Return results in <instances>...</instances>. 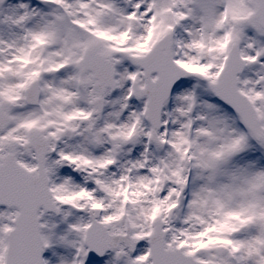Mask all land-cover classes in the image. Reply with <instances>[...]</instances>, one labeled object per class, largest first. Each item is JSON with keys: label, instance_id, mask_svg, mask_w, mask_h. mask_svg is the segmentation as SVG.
Returning <instances> with one entry per match:
<instances>
[{"label": "snow or ice", "instance_id": "1", "mask_svg": "<svg viewBox=\"0 0 264 264\" xmlns=\"http://www.w3.org/2000/svg\"><path fill=\"white\" fill-rule=\"evenodd\" d=\"M56 246L264 264V0H0V264Z\"/></svg>", "mask_w": 264, "mask_h": 264}, {"label": "rangeland", "instance_id": "2", "mask_svg": "<svg viewBox=\"0 0 264 264\" xmlns=\"http://www.w3.org/2000/svg\"><path fill=\"white\" fill-rule=\"evenodd\" d=\"M65 227L66 226L63 224L60 225V227L57 229V232H63ZM73 254H74V251L71 254H69V251L67 250V248H63L62 246H56V247L46 250L44 252V258L49 259L51 261V264H59V259L61 256L70 260Z\"/></svg>", "mask_w": 264, "mask_h": 264}, {"label": "bare ground", "instance_id": "3", "mask_svg": "<svg viewBox=\"0 0 264 264\" xmlns=\"http://www.w3.org/2000/svg\"><path fill=\"white\" fill-rule=\"evenodd\" d=\"M63 248H66V247H63ZM67 250L69 251V254H71L74 251L73 249H70V248H67Z\"/></svg>", "mask_w": 264, "mask_h": 264}, {"label": "water", "instance_id": "4", "mask_svg": "<svg viewBox=\"0 0 264 264\" xmlns=\"http://www.w3.org/2000/svg\"><path fill=\"white\" fill-rule=\"evenodd\" d=\"M92 256L95 257V253H92Z\"/></svg>", "mask_w": 264, "mask_h": 264}]
</instances>
